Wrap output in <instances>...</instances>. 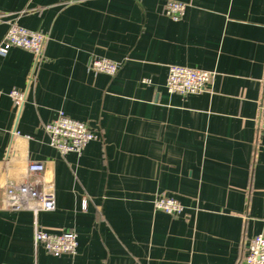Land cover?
<instances>
[{"label": "crops", "instance_id": "obj_1", "mask_svg": "<svg viewBox=\"0 0 264 264\" xmlns=\"http://www.w3.org/2000/svg\"><path fill=\"white\" fill-rule=\"evenodd\" d=\"M166 1L0 0V43L9 21L49 35L40 60L0 56V264H244L264 234V0H178V21ZM94 55L122 66L96 73ZM171 64L214 76L172 94ZM60 111L99 136L81 155L49 144L44 124ZM33 161L56 195L37 221L74 230L75 254L36 245L34 213L6 206ZM160 193L184 212L155 210Z\"/></svg>", "mask_w": 264, "mask_h": 264}, {"label": "built area", "instance_id": "obj_2", "mask_svg": "<svg viewBox=\"0 0 264 264\" xmlns=\"http://www.w3.org/2000/svg\"><path fill=\"white\" fill-rule=\"evenodd\" d=\"M188 4L178 0H167L164 11L171 19L180 20ZM3 15L0 14V18ZM49 35L43 31H35L20 25L16 21H9V27L0 43V56H5L10 48L20 47L31 51L37 58L42 59ZM122 62L107 57L94 55L90 61V68L96 73L115 75ZM214 73L209 70L198 69L179 64H171L167 76V90L172 94L190 95L203 91L211 83ZM16 107H21L26 94L19 89L10 91ZM49 136V144L62 155L76 153L81 155L89 142L97 140L98 134L88 123L72 118L60 111L57 117L44 124ZM44 161H33L28 166L26 177L19 182H10L5 188L6 206L16 209L32 211L36 217L34 222V242L43 245L53 255L75 254L78 247V235L74 230L53 232L40 226L37 215L41 211L56 209V195L52 185H44ZM88 197H83V209H86ZM154 209L169 215H181L185 207L174 197L160 193L154 199ZM244 264H264V234L251 239L244 257Z\"/></svg>", "mask_w": 264, "mask_h": 264}]
</instances>
